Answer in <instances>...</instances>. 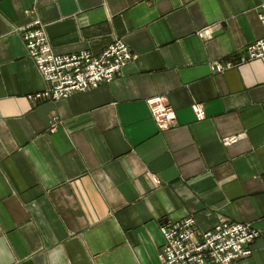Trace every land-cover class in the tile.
Returning a JSON list of instances; mask_svg holds the SVG:
<instances>
[{
  "label": "crops",
  "instance_id": "obj_1",
  "mask_svg": "<svg viewBox=\"0 0 264 264\" xmlns=\"http://www.w3.org/2000/svg\"><path fill=\"white\" fill-rule=\"evenodd\" d=\"M263 4L0 0V264H158L161 224L189 217L252 225L236 264H264V65L240 61L264 38ZM36 19L56 54L122 40L137 59L110 84L33 100L47 83L19 30ZM154 97L175 111L167 131Z\"/></svg>",
  "mask_w": 264,
  "mask_h": 264
},
{
  "label": "built area",
  "instance_id": "obj_2",
  "mask_svg": "<svg viewBox=\"0 0 264 264\" xmlns=\"http://www.w3.org/2000/svg\"><path fill=\"white\" fill-rule=\"evenodd\" d=\"M258 19L264 27V4L258 11ZM22 33L28 56L35 62L47 83V90L31 99L58 102L75 94L86 93L103 84L112 83L137 55L122 40L115 41L102 53L81 52L72 55L56 54L48 39L45 26L33 20L19 30ZM209 31L199 32L208 36ZM240 61H261L264 65V38L240 51ZM240 65V64H239ZM237 65H213L214 74ZM152 116L161 131L171 129L176 122L173 108L163 97L149 100ZM197 119L205 117L200 105L192 106ZM236 142L232 138L228 143ZM164 245L158 256V264H236L249 258L260 233L250 224L235 223L222 218L210 230L202 232L194 217L179 222L164 221L161 224Z\"/></svg>",
  "mask_w": 264,
  "mask_h": 264
},
{
  "label": "rangeland",
  "instance_id": "obj_3",
  "mask_svg": "<svg viewBox=\"0 0 264 264\" xmlns=\"http://www.w3.org/2000/svg\"><path fill=\"white\" fill-rule=\"evenodd\" d=\"M21 34H22V33H21ZM117 41H118V40H117ZM132 53H133V52H132ZM133 54H134V53H133ZM133 62H134V61H133ZM130 64H131V63H130ZM121 73H122V72H121ZM121 73H120V74H121ZM120 74H119V75H120ZM119 75H118V76H119ZM163 98H165V99L167 100L166 97H163ZM167 102H168V100H167ZM148 104H149V101H148ZM168 104H169V102H168ZM169 105H170V104H169ZM170 106H171V105H170ZM149 107H150V106H149ZM150 110H151V109H150ZM151 115H152V113H151ZM152 118H153V116H152ZM153 120H154V118H153ZM154 121H155V120H154ZM155 123H156V121H155ZM156 125H157V123H156ZM157 127H158V125H157ZM158 129L160 130L159 127H158ZM160 131H161V130H160ZM258 232H259V231H258ZM259 233H260V232H259Z\"/></svg>",
  "mask_w": 264,
  "mask_h": 264
}]
</instances>
